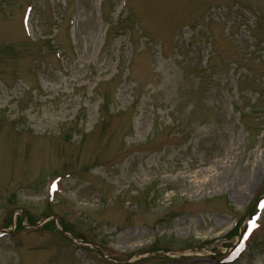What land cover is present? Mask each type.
I'll return each mask as SVG.
<instances>
[{
	"label": "rangeland",
	"instance_id": "rangeland-1",
	"mask_svg": "<svg viewBox=\"0 0 264 264\" xmlns=\"http://www.w3.org/2000/svg\"><path fill=\"white\" fill-rule=\"evenodd\" d=\"M126 2L0 0V226L25 220L0 264H120L48 213L117 259L181 253L130 264H226L264 197V0ZM249 228L232 264H264V201Z\"/></svg>",
	"mask_w": 264,
	"mask_h": 264
}]
</instances>
